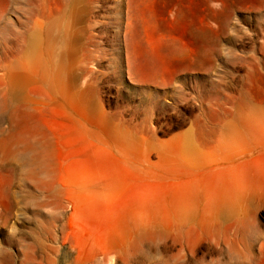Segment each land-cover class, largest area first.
Segmentation results:
<instances>
[{
  "label": "rangeland",
  "instance_id": "374dc122",
  "mask_svg": "<svg viewBox=\"0 0 264 264\" xmlns=\"http://www.w3.org/2000/svg\"><path fill=\"white\" fill-rule=\"evenodd\" d=\"M0 264H264V0H0Z\"/></svg>",
  "mask_w": 264,
  "mask_h": 264
},
{
  "label": "bare ground",
  "instance_id": "6f19581e",
  "mask_svg": "<svg viewBox=\"0 0 264 264\" xmlns=\"http://www.w3.org/2000/svg\"><path fill=\"white\" fill-rule=\"evenodd\" d=\"M27 51L29 52V49H27ZM27 67V65H25ZM58 75L54 76V80H58L57 78Z\"/></svg>",
  "mask_w": 264,
  "mask_h": 264
}]
</instances>
